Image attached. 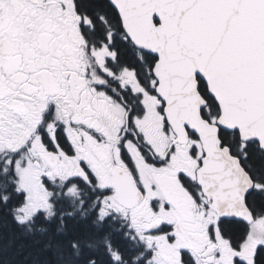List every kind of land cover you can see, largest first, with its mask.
Masks as SVG:
<instances>
[{
  "label": "snow or ice",
  "instance_id": "obj_1",
  "mask_svg": "<svg viewBox=\"0 0 264 264\" xmlns=\"http://www.w3.org/2000/svg\"><path fill=\"white\" fill-rule=\"evenodd\" d=\"M0 264H264V0H0Z\"/></svg>",
  "mask_w": 264,
  "mask_h": 264
},
{
  "label": "trees",
  "instance_id": "obj_2",
  "mask_svg": "<svg viewBox=\"0 0 264 264\" xmlns=\"http://www.w3.org/2000/svg\"><path fill=\"white\" fill-rule=\"evenodd\" d=\"M13 255H14V254H13ZM14 258H16V259H23L22 256H15V255H14Z\"/></svg>",
  "mask_w": 264,
  "mask_h": 264
}]
</instances>
